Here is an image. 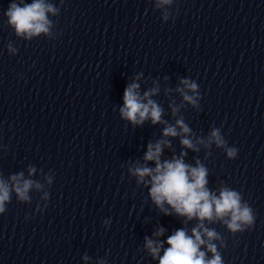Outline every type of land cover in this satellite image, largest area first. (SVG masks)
<instances>
[{"label":"clouds","instance_id":"clouds-1","mask_svg":"<svg viewBox=\"0 0 264 264\" xmlns=\"http://www.w3.org/2000/svg\"><path fill=\"white\" fill-rule=\"evenodd\" d=\"M163 4L171 3V0H161ZM46 12H55L51 6L46 5L43 0H34L31 4L20 6L11 3L5 12L8 23L15 28L17 35H25L27 38L38 35L40 33H48L49 21L46 18ZM181 83L186 89L195 92L197 84L189 80H182ZM139 85L132 83L124 90L123 100L124 106L120 109L121 116L133 125L143 124V122L151 118L153 124L159 123L161 120V109L148 97L155 93L156 89L146 92L141 98L137 89ZM181 91L184 100L196 104V98L188 95L183 89ZM147 100L146 103L142 102ZM177 125L182 133H188L190 129L184 125L181 120H177ZM163 135L177 136L175 127H166ZM203 143V141H200ZM167 142L159 141L155 145L149 144L145 153V161H154L155 168L151 169L146 166L130 169L133 175L139 177V182H143L146 176H150L151 188L150 196L157 207L161 208L168 215L164 204L169 205L174 211L181 215L187 216L189 220L193 217L200 221L205 219L212 220L214 217L223 219L230 216L227 226L233 232L241 229V224H251L253 216L251 210L247 206H241L240 196L235 191L223 188L219 197L210 193L206 188L208 183L207 170L197 161L196 167L186 165L182 158H173L172 161L161 163L160 155L162 152V144ZM215 143L217 147H225L226 141L220 133L219 129H214L208 138V144ZM181 144L186 147L198 150L194 147L192 141L183 138ZM228 157L232 158L236 155V149L226 148ZM185 153H181L183 157ZM15 182V192L21 200H27V192L32 186L31 181L20 183V176L11 178ZM37 187H39L37 185ZM9 200V187L0 181V212H3L5 202ZM203 229V232L200 231ZM155 235H163V229H160ZM202 235L207 237V249L213 253L212 259H206L205 252L200 251V246L206 241L202 239ZM194 237V238H193ZM217 233L203 228L201 223L198 228L193 229L192 236L186 234L183 229L175 231L173 235L168 237L167 244L169 247L160 257V264H223L220 255L217 253L216 246L210 241L218 239ZM146 247L150 250L153 257L160 252L162 245L153 240L146 238Z\"/></svg>","mask_w":264,"mask_h":264}]
</instances>
